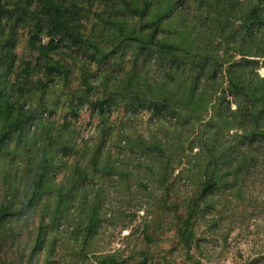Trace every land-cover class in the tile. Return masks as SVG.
<instances>
[{
  "label": "trees",
  "instance_id": "obj_1",
  "mask_svg": "<svg viewBox=\"0 0 264 264\" xmlns=\"http://www.w3.org/2000/svg\"><path fill=\"white\" fill-rule=\"evenodd\" d=\"M183 1L0 0V264H168L178 252L206 264L205 227L227 241L233 219L255 211L264 184V0H229L222 18L209 12L222 41L204 28L194 40L193 25L177 32ZM51 95L64 98L61 121ZM120 104L130 117L146 109L151 121L169 115L189 126L174 140H144L154 164L135 178V166L105 153ZM87 109L98 131L85 138ZM69 164L75 175L64 182L58 174ZM102 179L120 191L117 209ZM139 208L143 227L125 239L133 249L99 246L109 223L128 227ZM166 230L169 248L159 243ZM135 231L142 245H130Z\"/></svg>",
  "mask_w": 264,
  "mask_h": 264
},
{
  "label": "rangeland",
  "instance_id": "obj_2",
  "mask_svg": "<svg viewBox=\"0 0 264 264\" xmlns=\"http://www.w3.org/2000/svg\"><path fill=\"white\" fill-rule=\"evenodd\" d=\"M200 1L201 0H184L181 3L179 10L176 11L178 21L177 32L179 33L182 31L180 25H193L191 29L186 28V31H189V36L194 38V40L197 39L198 36H201L199 34L200 30L204 28L208 31L210 37L213 36L214 40L222 41L223 37L220 34H217L219 31L218 27L215 26V23H212L210 18H207V15L209 12H211L212 15H217L218 11L221 13L220 17L222 18L224 13H222L223 11L221 5L229 4L230 1L209 0V2H204L203 5H201ZM255 2H257V0H239V6L240 3H244L246 7H249ZM199 6H201V8H199ZM236 8L238 9L237 6ZM212 33H215V35H212ZM199 41L200 44L203 43L201 40ZM200 44L195 43V45ZM19 51L21 53L24 51L23 44H21ZM93 70L96 71L97 67L94 66ZM259 72L261 75H264V68L260 67ZM51 97V101L55 99L53 101L54 103L51 102L52 104H50L51 108H57L53 113L52 118L61 121L67 110L64 105V98L57 99L56 95H51ZM231 101H233L232 98ZM232 105L233 108H235L234 102ZM150 117L151 113L146 109L140 110L135 117H130L124 107V104H120L117 108L113 109V115L111 117V137H109L107 141L105 153H110L112 158L117 157V162L119 159H123L130 167L135 166V171L131 175V178H135L136 175H144L148 167L146 164H154L139 148V145L142 144L144 140L153 138L174 140L176 138L177 131H188L189 128L188 124H186L184 129L182 123L176 119L173 120L169 115H166L165 118H161V120L155 121H151ZM81 123L83 137H94L97 135L98 121L91 117L89 109L82 112ZM124 135L127 138L130 137L131 144L126 145L123 149L118 145V141ZM91 141L93 142L94 140L92 139ZM123 144L125 145V143ZM72 161L75 162V159L73 158L71 162ZM140 162L145 163L144 166H142ZM74 175L75 173H72V164H69L68 166L62 167L59 171L58 179L66 182L69 176L71 178ZM1 181L2 179L0 178V184ZM100 183L104 188L102 194L107 195L110 193V196H112V202L111 198H108V204L110 203L111 205L110 209H117L118 206H120V200L118 197L115 198V195L120 191L117 190L115 184H112L108 180L102 179L100 180ZM120 183L122 185L125 181ZM133 183L137 186L135 181H133ZM257 186L255 194L258 196V202L256 204L255 211H253V209L252 212L247 210L244 212L243 216H236L233 219L227 241H224L221 238V235H217L205 227L207 235L204 238V241L207 246L205 247L204 255L202 256V254H198V256L202 258L206 264H264V184ZM181 188L184 190L187 189L185 186ZM187 190H185L183 194L186 193ZM108 212L111 213L110 210ZM145 213L146 212L143 208H139L134 223L128 227H122V224L118 222H115L114 224L109 223L103 238L99 242V246L103 243L106 244L109 240H111L112 242L106 246L107 249L110 251L121 249L128 253L134 247L127 248L125 239L139 224V229L141 231ZM114 226L116 227L115 230H113ZM112 232L114 234L110 235ZM173 232V230H166L162 240L159 242L161 247L169 248L171 246L170 239L173 240ZM134 233L135 236L129 240L130 245L132 246L135 243L142 245L140 239L141 232L135 231ZM171 258L172 259L168 264H194L192 261L183 257L180 252H178L174 258L173 256H171Z\"/></svg>",
  "mask_w": 264,
  "mask_h": 264
}]
</instances>
